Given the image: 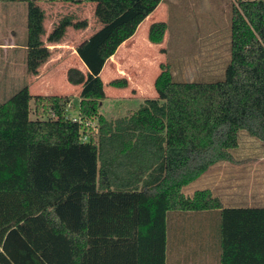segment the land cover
I'll list each match as a JSON object with an SVG mask.
<instances>
[{
	"label": "trees",
	"instance_id": "16d2710c",
	"mask_svg": "<svg viewBox=\"0 0 264 264\" xmlns=\"http://www.w3.org/2000/svg\"><path fill=\"white\" fill-rule=\"evenodd\" d=\"M0 1L27 2L33 75L51 57L47 43L89 25L67 12L47 33L38 0ZM47 1L94 4L98 26L76 45L86 71L66 73L81 118L69 114L72 95L28 85L0 104V264H168L170 213L215 210L220 264H264V207L224 208L208 188L184 193L215 164L236 161L241 131L264 144V0H233L221 73L185 81L163 62L157 98L117 119L100 113L101 72L163 0ZM167 32L166 21L152 23L150 42L163 44ZM109 84L129 86L123 77ZM95 118L97 134L83 132Z\"/></svg>",
	"mask_w": 264,
	"mask_h": 264
},
{
	"label": "rangeland",
	"instance_id": "374dc122",
	"mask_svg": "<svg viewBox=\"0 0 264 264\" xmlns=\"http://www.w3.org/2000/svg\"><path fill=\"white\" fill-rule=\"evenodd\" d=\"M173 1L167 0L170 10H162L159 18V20H164L169 25V30L162 46L161 44L158 45L150 42L148 25L144 23L139 29V35L134 39L137 41L132 40L131 43L134 45L125 52L129 53V57H134V59L136 55H139L138 59L144 71L142 75L143 81L142 83L140 82L141 87H132V79L135 77H130L132 72H129V74L123 69L124 75H119L117 71L111 69L112 62L106 65L101 78L105 84L107 98L104 100L100 113L108 119H117L131 115L140 107V103L145 99L157 98L155 79L160 72L162 62L168 63L173 69L174 75L178 79L185 81H193L195 79L208 80L209 78H205L203 77V73L201 74V70L204 71V69L206 75L211 70L214 74L222 72L223 64L220 61L229 58L230 55V20L233 0ZM38 4L46 11L44 25L47 33L51 32L53 25L67 12L75 13L79 20L87 18L89 25L86 29L80 30V32L84 33L82 37L81 35L78 37L76 29L71 26L67 29L65 37L60 42L62 45L47 43L52 50L51 57L47 61L49 63H47L48 65H41L38 69V74L33 75L28 72L27 67V2L0 1V104L28 85L32 94L72 95L68 106L69 114L75 118H81L78 98L79 87L75 88L68 83L66 68L70 64L74 65L76 62L75 55H73V47H76L80 39L92 34L98 26L93 18L95 5L82 4L78 6L73 5L70 8L67 6V8V4L64 5L60 1L50 3L47 0H38ZM207 28H213L216 30V33L209 35L208 32H205ZM215 36L217 37L218 46L217 48H212L210 43L212 42L211 39L215 38ZM46 37H43L44 40H46ZM136 44H140V47H143L144 50L147 49V52L145 53L140 47L137 48L138 45ZM147 45H151L152 47L145 48ZM202 45L205 46L203 47ZM123 50L124 48L120 52H123ZM140 53L142 54L140 55ZM210 54L212 55L210 56ZM121 55L123 54L119 53L118 57ZM216 55L218 59H211ZM81 63L82 65L80 63L79 65H75L86 71L84 63L82 61ZM139 73L140 71H138ZM122 77L129 78L127 79L129 82L127 88H117L109 84L110 81ZM31 106L32 118H35L34 100H32ZM88 122H91V125L86 124L83 132L97 134L98 119H89ZM86 135L88 136L87 133ZM239 141L241 144L240 149H237L239 153L246 155L264 153V144L252 137L247 131L240 132ZM240 160L242 162L241 158ZM251 161L247 164L252 166L254 163V166L257 167L253 159ZM245 164L246 162H244ZM258 166L260 169H264V162L260 161ZM209 171L210 169L199 179L188 185L184 189V193L187 189L190 193L189 196H193L197 190L209 188L210 186L206 182L211 177ZM220 178L221 176H218L217 180ZM216 189L220 193H223L224 197L229 198V194L226 193L223 184L218 185ZM178 213L172 212L169 216ZM200 213L201 215H198ZM194 214H196V217L184 218L182 222L177 223V236L174 238V242L172 238L173 227L171 228L169 232V246L173 247V243H175L176 249L174 259V249L172 248L170 251L168 246L170 253L168 264H194L189 263L191 257L198 250L199 246L203 245L207 238L209 239L211 234L209 231L206 232L205 229L209 228L211 230V224L215 221L217 223L219 221L218 217H220L219 212L204 213L200 211ZM205 214H210V217L206 218ZM179 230L182 233V237L178 233ZM209 260L204 264H219L216 257Z\"/></svg>",
	"mask_w": 264,
	"mask_h": 264
},
{
	"label": "crops",
	"instance_id": "0c3cea01",
	"mask_svg": "<svg viewBox=\"0 0 264 264\" xmlns=\"http://www.w3.org/2000/svg\"><path fill=\"white\" fill-rule=\"evenodd\" d=\"M171 1H173V0H171ZM174 1L177 2L178 0H174ZM168 5H169V3L167 2V0H163L160 3V5L157 7V9L153 13H151L140 24L135 35L133 37H131L130 39H128L127 41H125L118 48L117 52L106 62L105 66L101 72V75L104 73L103 71H105L106 65L109 62H112L111 63V69L114 71H117V73L119 75H124L123 69H125L126 73L132 72V74L129 73L130 77L135 76L132 79L133 80V82H132L133 86L132 87H138V86L141 87L142 86L140 84V82L142 83V81H143L142 75L144 74V71L142 70L141 62H139V59H138L139 55H136V57L134 59V57L133 58L129 57V53H125V52H127L132 47V45H134L133 43H131V41L134 40L135 38H137V36L139 35V29L142 27V25H144V23H147V25H148L147 28L149 29L150 25L152 23L159 20L161 14H162V10H165V11L170 10V5L169 6ZM168 30H169V27H168ZM205 32L206 33L208 32L209 35H211V34L216 33V30H214L213 28H207L205 30ZM83 34L84 33L80 32V30H76V35L78 37H80V35H81V37L84 36ZM142 34H143V32H142ZM82 39H84V38H82ZM82 39H80V40H82ZM230 39H231V36H230ZM211 40H212V42L210 44H211L212 48H217V46H218L217 37L215 36V38H213ZM134 41H137V40H134ZM230 42H231V40H230ZM59 45H62V43H59ZM63 45H64V43H63ZM136 45H138L137 48L141 46L140 44H136ZM161 46H162V44H161ZM202 46L204 47L205 45H202ZM150 47H152V46L147 45V47H145V48H150ZM122 48H124V50H123V52H120ZM140 48H142L144 50L143 47H140ZM73 50H74L73 55H75V58H76L75 64L79 65V63H80L82 65L81 60L79 58V55L77 54L76 47L75 48L73 47ZM146 50H144L145 53L147 52ZM119 53H121L123 55L118 57ZM145 53H144V55H145ZM141 54L142 53H140V55ZM211 55L212 54H210V56ZM205 56H209V55H205ZM229 57H230V55H229ZM213 58L218 59V56L216 55L215 57H212L211 59H213ZM216 59H215V61L217 62ZM227 59L228 58H226L225 60H227ZM47 63H49V62H46L45 64H47ZM220 63H222V61H220ZM75 64L74 65L70 64L66 68V70L69 67L76 66ZM138 71H140L139 74H138ZM204 72H205V69H204V71L201 70V74L202 73L205 74ZM210 72L213 73L212 70ZM125 77H127V76H125ZM127 79H129V78H127ZM73 87H75V86H73ZM125 91H126V89H125ZM143 102H141V103H143ZM141 103H140V105H141ZM240 158L242 159V162H241ZM234 159L236 161H222V162L215 164L214 166H212L210 168L209 174L211 175V177L209 180L208 179L206 180L207 184L210 186L208 189H210L212 191L213 197H218L221 200L224 208H226V207L227 208L228 207H264V169H260V167L258 166V163H260V161L264 162V153L247 154V155L244 153H239V154H234ZM252 159L256 163L257 167L254 166L255 165L254 163L252 164V166H249V164H247L249 162H252L251 161ZM244 162H246L245 165H244ZM218 176H221V178L217 180ZM221 184H223V186L225 187V191L227 194H229L230 199L229 198L227 199L226 197H224L223 193H220L216 189V188H218V185H221ZM185 193L188 196L190 194L187 189H186ZM196 212L197 211L179 212L178 214H172L170 216V218H169V229H170L169 232L171 231V228L173 227V233H172L173 242L175 241L174 238L177 236V229H176L177 223L182 222L184 220V218L196 217V214H194ZM203 212L204 213H212V212H218V211L215 210V211H203ZM198 215H201V213ZM205 217L206 218L210 217V214H205ZM172 218H174V219H172ZM218 218L220 221V217H218ZM219 221L217 223L215 221L213 224H211V230L209 228L205 229L206 232H208V231L211 232L210 237H209V239L208 238L206 239V241L204 242L203 245L199 246L198 250L191 257V260L189 261V263L198 264L200 262V264H204L205 262L210 261L209 259H211V258L214 259V257H216L217 260L219 261V264H220V249H219V236H218ZM178 233L182 237V233H180V230ZM172 248L174 249L173 257L175 259V249H176L175 243H173V247L171 245L169 246V250L171 251ZM169 255H170V253L168 251V257H169Z\"/></svg>",
	"mask_w": 264,
	"mask_h": 264
},
{
	"label": "built area",
	"instance_id": "2783aa9c",
	"mask_svg": "<svg viewBox=\"0 0 264 264\" xmlns=\"http://www.w3.org/2000/svg\"><path fill=\"white\" fill-rule=\"evenodd\" d=\"M86 124L91 125V122H87ZM87 137H88L87 135H84V139H86Z\"/></svg>",
	"mask_w": 264,
	"mask_h": 264
}]
</instances>
